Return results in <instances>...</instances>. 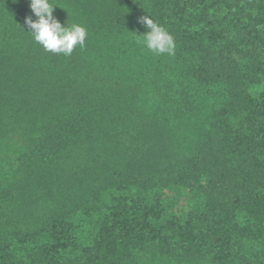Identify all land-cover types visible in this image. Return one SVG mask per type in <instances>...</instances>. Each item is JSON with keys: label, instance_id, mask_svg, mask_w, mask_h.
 <instances>
[{"label": "trees", "instance_id": "trees-1", "mask_svg": "<svg viewBox=\"0 0 264 264\" xmlns=\"http://www.w3.org/2000/svg\"><path fill=\"white\" fill-rule=\"evenodd\" d=\"M51 3L70 56L0 0V264H264V0Z\"/></svg>", "mask_w": 264, "mask_h": 264}, {"label": "clouds", "instance_id": "clouds-1", "mask_svg": "<svg viewBox=\"0 0 264 264\" xmlns=\"http://www.w3.org/2000/svg\"><path fill=\"white\" fill-rule=\"evenodd\" d=\"M30 8L36 19L29 16L25 24L34 40L46 51L70 56L78 45L85 46L86 28L77 23L62 25L54 16L57 7L51 0H30ZM138 23L148 29L145 34L137 35L138 44L157 55H174V37L162 25L149 15L141 17Z\"/></svg>", "mask_w": 264, "mask_h": 264}, {"label": "rangeland", "instance_id": "rangeland-1", "mask_svg": "<svg viewBox=\"0 0 264 264\" xmlns=\"http://www.w3.org/2000/svg\"><path fill=\"white\" fill-rule=\"evenodd\" d=\"M183 204L181 205V207H178V211H180V215H184L186 214L189 210H191V201H189L187 199V201L182 202ZM146 264H161V263H156V262H150V261H146Z\"/></svg>", "mask_w": 264, "mask_h": 264}]
</instances>
